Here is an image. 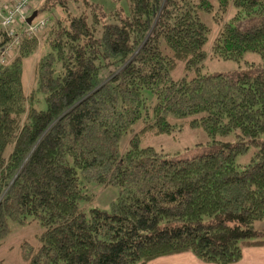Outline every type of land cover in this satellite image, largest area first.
I'll use <instances>...</instances> for the list:
<instances>
[{
    "label": "trees",
    "instance_id": "obj_1",
    "mask_svg": "<svg viewBox=\"0 0 264 264\" xmlns=\"http://www.w3.org/2000/svg\"><path fill=\"white\" fill-rule=\"evenodd\" d=\"M125 1L126 13L108 16L87 0H40L37 14L58 7L62 16L41 37L46 52L28 94L22 61L38 35L22 36L17 54L0 62V245L11 223L34 221L33 238L19 243L21 264H146L183 252L202 264L235 263L264 246L255 226L264 222V68L235 79L201 73L203 15L229 5L247 15L264 0ZM249 16L223 25L213 55L264 53V15ZM1 29L0 52L9 41ZM187 117L207 135L201 152L139 147L141 135L169 134ZM250 145L256 151L237 164ZM90 183L118 189L108 209L87 208Z\"/></svg>",
    "mask_w": 264,
    "mask_h": 264
},
{
    "label": "rangeland",
    "instance_id": "obj_2",
    "mask_svg": "<svg viewBox=\"0 0 264 264\" xmlns=\"http://www.w3.org/2000/svg\"><path fill=\"white\" fill-rule=\"evenodd\" d=\"M36 1V0H35ZM34 1V2H35ZM40 2V0H37ZM90 4H96L101 7L102 11L106 14L111 15L116 9H120L123 12H127L128 6L125 0H87ZM34 2L31 4V8L34 7ZM2 4H0L1 7ZM73 7V5H71ZM32 11V10H30ZM254 13L253 18L260 17L264 15V5L259 7H253L249 14H245L243 10L229 5L226 7L225 11L222 13H211L209 15H203L206 24L210 27L208 32V40L204 45V50L207 52L205 60L200 64L201 73H223L227 77L237 78L238 70L264 68V53L256 51H245L241 53L236 59H221L213 55L212 46L214 40L217 39L219 31L224 24L237 21L239 23H244L248 16ZM62 16V11L58 7L49 12H40L33 19V23L41 20L42 18L47 20L45 26L40 27L39 31L36 33V51L30 56L26 57L22 61V73H21V84L25 94H28L33 86V72L34 65L38 61L39 57L46 52V45L41 41L42 35H44L46 26L51 23V20ZM49 17V18H48ZM90 18V16H88ZM250 17V16H249ZM48 18V19H47ZM14 23L11 28L6 30L2 28L6 39H9L8 45L2 49L0 52V62L8 61L13 58L17 52L14 48L21 43V38L24 36L27 39L31 37L25 35L23 29H19L23 22L17 24ZM226 28V27H225ZM100 32V27L97 28ZM24 32V33H23ZM40 32V33H39ZM39 33V34H38ZM102 77L105 76L106 70L100 72ZM184 74L181 67H177L171 74L174 79L182 77ZM150 97L147 98V101ZM43 96L40 93H35L33 95L32 105L37 109L41 110L43 106ZM190 117L185 119H180L181 127L179 130H175L169 134H143L139 137V147H152L155 151H159L163 154H180L183 158H189L201 152V146H204L208 142V138L203 129L197 124H190ZM137 129L134 127L133 131ZM132 134V132H130ZM130 134L120 136L118 140L119 152H122L128 145L130 139ZM230 140L231 137L227 136L225 138ZM256 147L250 145L247 153L240 155L236 158V163L239 165L245 164L249 157L256 151ZM205 151V150H203ZM84 192L87 193L92 201L87 208L95 207L99 209H108L110 203L117 197L118 189L115 186L107 185L101 186L98 184L90 183L84 188ZM83 208V203H80ZM256 228L259 230H264V222H256ZM38 224L34 221L27 225H19L15 223L10 224V232L4 243L0 245V264H21L19 259V243L23 238L30 240L33 238L34 234L38 230ZM162 257V256H160ZM158 258V257H157ZM238 262V261H237ZM232 264V263H231Z\"/></svg>",
    "mask_w": 264,
    "mask_h": 264
},
{
    "label": "built area",
    "instance_id": "obj_3",
    "mask_svg": "<svg viewBox=\"0 0 264 264\" xmlns=\"http://www.w3.org/2000/svg\"><path fill=\"white\" fill-rule=\"evenodd\" d=\"M35 0H14L12 2H5L0 7V26L5 30L11 28V26L19 22L24 23V32L27 36H35L40 30L39 28L45 26L47 20L42 18L41 20L26 24V19L30 14V6Z\"/></svg>",
    "mask_w": 264,
    "mask_h": 264
},
{
    "label": "crops",
    "instance_id": "obj_4",
    "mask_svg": "<svg viewBox=\"0 0 264 264\" xmlns=\"http://www.w3.org/2000/svg\"><path fill=\"white\" fill-rule=\"evenodd\" d=\"M12 2L14 0H0V4L5 2ZM39 1L34 2V7L30 8L34 10ZM37 15V14H36ZM146 264H202L191 253L183 252L178 254L166 255L155 258ZM232 264H264V246L251 247L244 249L242 257L238 262Z\"/></svg>",
    "mask_w": 264,
    "mask_h": 264
},
{
    "label": "water",
    "instance_id": "obj_5",
    "mask_svg": "<svg viewBox=\"0 0 264 264\" xmlns=\"http://www.w3.org/2000/svg\"><path fill=\"white\" fill-rule=\"evenodd\" d=\"M36 17V11H32L31 14L27 17L26 23L30 24L31 20H33Z\"/></svg>",
    "mask_w": 264,
    "mask_h": 264
}]
</instances>
